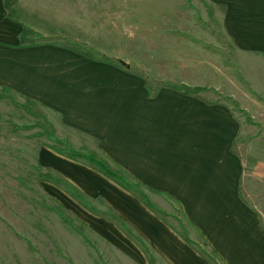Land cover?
I'll use <instances>...</instances> for the list:
<instances>
[{
	"label": "crops",
	"instance_id": "crops-1",
	"mask_svg": "<svg viewBox=\"0 0 264 264\" xmlns=\"http://www.w3.org/2000/svg\"><path fill=\"white\" fill-rule=\"evenodd\" d=\"M192 1L203 5L207 22L217 20V40L234 58L243 64L264 58V0ZM71 3L0 0V89L60 114L62 131L73 141L63 138L66 135L58 140L74 151L101 152L158 213L143 204L139 193L123 190L84 162L62 157L67 162L55 177L89 210L74 200L81 207L76 214L79 226L62 229L53 242L37 244L52 248L46 250V261L54 264L58 257L66 264L62 258L72 264H211L214 258L218 264H264V216L244 197L246 175L264 184L263 138L236 115L218 87L198 82L149 86L114 79L102 83L103 74H127L87 56L77 40L72 46L69 41H39L36 30L47 36L42 39L59 35L88 40L85 22L71 21L81 15L70 12ZM81 3L76 1L73 11ZM66 7L72 22L67 31L62 25L49 29L32 23L62 22L56 14ZM49 10L55 14L50 20L45 19ZM166 48L160 45L162 51L149 56L140 73L187 72L175 46ZM259 87L264 92L262 80ZM247 142L248 154L243 148ZM247 155L253 165H247Z\"/></svg>",
	"mask_w": 264,
	"mask_h": 264
},
{
	"label": "rangeland",
	"instance_id": "rangeland-1",
	"mask_svg": "<svg viewBox=\"0 0 264 264\" xmlns=\"http://www.w3.org/2000/svg\"><path fill=\"white\" fill-rule=\"evenodd\" d=\"M76 1L70 0V12L81 13L77 20H71L66 7L64 13L56 14L62 22L32 23L49 29L52 25H62L64 31L69 24L71 28L72 22L69 20H79L88 27L84 38L88 40L52 35L51 40L59 41H51L50 38L42 39L47 36L36 30L39 41L46 44L69 41L66 44L71 46L78 41L80 47L88 51L87 56L91 55L107 66H116L127 74H103L102 83H112L111 79H114L120 83L143 82L149 86L153 83L198 82L218 87L226 94L222 97L229 102L236 115L245 119L250 130L264 141V92L259 89L261 80L264 88V58H250L245 64L234 58L232 50L218 42L217 20L207 22V13L202 4L192 0H81V6L77 5L79 8L73 11L72 5ZM49 11L45 19L49 17L50 20L51 15L55 14L53 10ZM35 15L36 18L41 17L40 12ZM86 29L79 30L82 32ZM77 32L74 31L73 35ZM163 44L165 48L175 46L181 68L187 72L169 76L156 71L141 74L142 65L150 63L148 57L161 52L160 45ZM166 51L174 52L167 48ZM63 126L62 116L52 109L0 89V264H49L51 260L47 262L45 255L46 250L52 248L37 244L53 242L51 238L60 237L62 229L79 226L76 214L81 207L72 198L76 192L68 191L62 181L55 177V172L60 171L58 168L67 162L63 159L65 155H60L66 154L64 146L67 145L62 146L51 136L60 140L66 135L63 138H67L69 143L73 141V138L67 137L68 133L62 131ZM261 146H264V142ZM243 148L248 154L249 143ZM78 151L91 154L87 150ZM92 155L111 172L129 181L101 152L94 150ZM252 161L247 155L248 166L253 165ZM244 197L252 206H257L264 216V184L251 178L250 174L245 176ZM181 234L187 235L182 231ZM199 250L201 254L211 257L207 250ZM53 251L61 255V251ZM62 259L72 264L69 259ZM210 261L211 264H218L214 258H210ZM54 264L66 263L55 257Z\"/></svg>",
	"mask_w": 264,
	"mask_h": 264
},
{
	"label": "trees",
	"instance_id": "trees-1",
	"mask_svg": "<svg viewBox=\"0 0 264 264\" xmlns=\"http://www.w3.org/2000/svg\"><path fill=\"white\" fill-rule=\"evenodd\" d=\"M104 59V58H103ZM52 139L55 140V142L61 144L62 142L59 141L58 139H56L54 136H51ZM63 144V143H62ZM61 144V145H62ZM64 146V144L62 145ZM66 154H61L62 156L65 155L66 158H68L69 160L72 161H78V160H82L87 162V164L92 165L94 167V169L100 173L101 175H103L105 178L111 180L112 182L116 183L120 188H122L123 190L127 191V192H132V193H139V190H137L135 188V186H132L127 180L123 179L122 177H120L118 174L111 172L103 162H100L98 159H96L94 157V155L87 153V154H83L80 151H74L70 148H68L67 146H64ZM67 190L68 191H73L71 190L70 186L67 184L66 185ZM139 196H141L142 202L145 206H147L149 209L151 210H155L152 208V206L148 203V200L146 199V197L144 195H142L141 193H139ZM73 200H75L79 205H81L83 208H85L86 210H89V207L87 204H85V202L83 201V199H81V197L76 194V195H72ZM156 211V210H155ZM158 213V211H156Z\"/></svg>",
	"mask_w": 264,
	"mask_h": 264
}]
</instances>
